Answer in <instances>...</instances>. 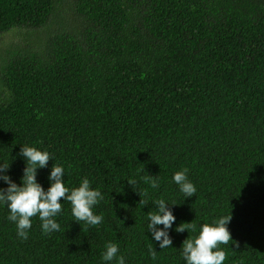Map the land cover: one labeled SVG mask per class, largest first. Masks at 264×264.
I'll return each mask as SVG.
<instances>
[{
    "label": "trees",
    "instance_id": "trees-1",
    "mask_svg": "<svg viewBox=\"0 0 264 264\" xmlns=\"http://www.w3.org/2000/svg\"><path fill=\"white\" fill-rule=\"evenodd\" d=\"M21 147L52 154L46 191L53 166L69 188L89 179L104 223L65 202L60 232L36 217L25 241L0 208V264H102L109 243L127 264H184L198 233L175 229L230 215L227 264H264V0H0V164L18 186ZM161 198L173 249L148 230Z\"/></svg>",
    "mask_w": 264,
    "mask_h": 264
},
{
    "label": "clouds",
    "instance_id": "clouds-1",
    "mask_svg": "<svg viewBox=\"0 0 264 264\" xmlns=\"http://www.w3.org/2000/svg\"><path fill=\"white\" fill-rule=\"evenodd\" d=\"M20 158L26 164L22 186L14 183L9 175L11 164H0V182L8 187L0 189V208H7L8 220L16 225L17 235L23 240L29 239L33 228V219L38 217L45 235L60 232L61 224L57 218L64 212V203L71 204L72 216L77 224L85 223L93 228L104 223V216L97 215L95 209L104 201V195L94 190L92 182L85 178L78 188H69L65 185V168L53 166L48 176L50 187L47 191L38 183L40 170L47 169L53 156L48 151H41L35 147H21ZM145 183L151 189L159 191L161 185L155 177H148ZM174 183L185 197V200L197 196V187L189 179V170L184 169L174 174ZM147 196V192L144 193ZM63 201V203H61ZM147 203L145 202V207ZM156 211L148 214V230L160 249H173L171 231L176 223L172 209L167 200L161 198L155 201ZM232 216L222 217L212 224L198 227L195 222L183 224L175 231L178 233H193L184 242L181 250L184 264H227L228 254L222 246L233 243L229 225ZM160 226H163L162 229ZM152 260L157 259L154 247L150 249ZM180 251V250H179ZM102 264H127L126 258L121 255L120 246L115 243L106 245L102 254Z\"/></svg>",
    "mask_w": 264,
    "mask_h": 264
}]
</instances>
